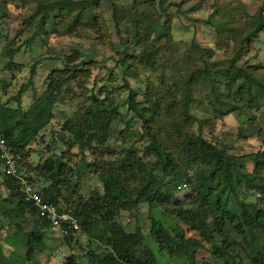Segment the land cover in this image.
Returning <instances> with one entry per match:
<instances>
[{
  "label": "rangeland",
  "instance_id": "rangeland-1",
  "mask_svg": "<svg viewBox=\"0 0 264 264\" xmlns=\"http://www.w3.org/2000/svg\"><path fill=\"white\" fill-rule=\"evenodd\" d=\"M47 1L0 0V104L18 106L13 97L31 76L30 70L34 64H38L37 71L34 74L33 85L24 93L25 108L46 90L52 69L64 68L67 57L75 58L72 59V63L76 64L89 55L94 62L83 64L79 68V71L89 68L90 77L87 81H84L85 77L82 76L78 80L66 83L65 88L70 91L60 96L59 102L52 109H48L42 103L39 120L33 122V125L38 127V136L30 143L28 154L21 160L24 174L34 176L30 168L43 162L48 156H59L63 161L71 158L73 163L80 162L81 154L78 147L69 149L65 142L66 138L63 139L62 125L74 116V112L82 109L85 103H89V95L85 90L87 86L94 88L97 95L103 88H107L110 98L119 105L122 113L111 126L109 145L113 151L111 154H104L103 158L114 160L122 150L128 148L141 157L149 141L145 135L142 136L141 119L137 117L132 119L134 114L128 110L130 89L127 83L140 95L149 81L157 85L163 83L166 87L178 84L174 93L175 98L181 100L183 96L180 86L192 74L194 81L190 111L198 121L190 126V130L197 134L201 133L220 150L234 156L237 163L245 166L250 172L255 170L257 161L264 166L263 158L258 155L264 150V89L240 76L235 68H231V60L239 51L236 67L247 68L264 84V30L251 37L246 46L239 50L240 40L250 34L258 18L264 19V0H166L164 6L167 7L169 15L165 16L156 13L155 6L158 5V0H73L74 6L70 12L72 16L80 15L83 21L75 30L67 29L66 22L75 19L72 17L66 18L61 29L55 30L49 25L47 30L42 29L40 33H36L35 30L38 29L36 22L31 24L29 29L26 28L29 16L35 12L39 4ZM51 1L66 0L49 2ZM86 9L88 11H85ZM115 12L119 21L114 19ZM92 16H97L96 23L88 21L92 20ZM140 21L153 29L151 36L144 37L143 45L149 44L148 51L159 48V53L154 69L140 64L141 71L136 75L132 70L121 66L117 59L124 49L122 35L132 36L136 32V24ZM162 30L165 31L163 38L158 35ZM17 47H20L19 51L11 56V50L16 51ZM76 49L81 51V55H74ZM140 50L137 47V51ZM10 62L12 66L9 67ZM207 69L212 72V77H215L219 92L227 98L222 99L223 102L217 101L212 94L210 81L205 74ZM229 69L230 78L225 75ZM228 79H233V82L227 88ZM232 101L239 104L237 109H234ZM164 118L172 120L173 117ZM16 119H19V116L12 121L13 124ZM3 127L0 121V133ZM162 134L167 135L165 129ZM1 138L3 137L0 135ZM53 138L57 143L55 151H52ZM168 143L171 144L172 141ZM87 159L92 163L96 162V156L92 152L87 153ZM146 161L153 163L152 159ZM3 168L0 159V240L7 256L12 246L3 238L9 230L15 229L10 226V218L5 217L3 211L10 206L6 200L16 203L17 198L10 197L4 181L6 178ZM93 168H85L80 175L70 176L72 180H69V183L78 184L77 191L82 198L101 195L104 192L99 175ZM188 172L192 174L193 170L190 169ZM254 176L255 190L246 192V200L259 202L264 209V194L256 190L261 179L264 181V170L256 172ZM128 184L133 188L140 185L134 178L130 179ZM182 186L174 191L172 197L171 195L167 197L165 204L159 206L154 215L174 234L183 230L189 237L201 238L197 230L184 224L173 214L176 207L196 206L195 199L198 193L190 185ZM67 192L72 196L71 189ZM221 196L225 208L236 211L238 204L233 194L222 188ZM61 205L69 206L64 201ZM149 214V204L142 203L133 211L123 210L117 220L126 231L134 232L140 229L145 234L146 243L156 253L160 264H185L183 257L171 255L161 249L151 237L148 228ZM23 228L29 231L31 225L24 223ZM218 240L223 248L230 243H243L242 235L235 229L234 224L230 223L218 233ZM45 241V249L37 253L34 260L26 261L25 264H66L70 256L77 257V264H90L86 252L91 246L95 248L99 246V242L90 238L86 231L80 230L73 236L72 242H69L51 227L47 231ZM205 244L207 248L197 254V264H231L215 257L210 244ZM103 249L105 247H98L97 250ZM18 252L25 255V250L18 249Z\"/></svg>",
  "mask_w": 264,
  "mask_h": 264
},
{
  "label": "trees",
  "instance_id": "trees-1",
  "mask_svg": "<svg viewBox=\"0 0 264 264\" xmlns=\"http://www.w3.org/2000/svg\"><path fill=\"white\" fill-rule=\"evenodd\" d=\"M49 1L37 6L35 12L29 16L26 28L29 29L31 24L36 22L38 27L35 30L36 33H40L42 29L47 30L49 25L55 30L61 29L67 17L75 18L66 22L69 31L83 24L80 15L72 16L70 12L74 6L73 0ZM164 1L166 0H158L159 3L155 6L156 13L160 16L169 15ZM91 18L92 20L88 21L96 23L97 16ZM114 19L119 21L116 12ZM117 25L119 26V22ZM117 28L121 32V29ZM135 29L136 32L132 36L122 35L124 49L117 62L138 75L141 71L140 64L150 69L156 67L159 48L148 51L149 44L143 45L144 37L152 35L151 27L145 26L140 21ZM262 30H264V19L260 17L250 34L240 40L239 50L246 46V42L250 41L251 37L257 36ZM158 35L163 38L165 31L162 30ZM31 41L32 38L30 43ZM137 47L141 49L139 52ZM19 49L20 47H17L16 51L11 50V56ZM239 53L238 51L231 60V68H235L240 76L264 89L262 81L247 68L236 67ZM74 55H81V51L76 49ZM72 59L75 60L73 57ZM72 59L67 57L64 68L52 69L46 90L28 108L23 107V97L34 83L38 64L32 65L31 76L13 97L18 106L0 104V121L4 126L0 135L6 140L8 148L15 153L19 172L18 176L8 175L3 168L6 178L4 181L10 197L17 198V202L5 201L10 206L4 209L3 215L10 218L9 224L15 230H9L3 238L12 246L7 256L0 240V264H25L26 261L34 260L37 253L45 249V237L51 227L50 222L40 216L35 205L24 200L20 190V178L40 188L45 201L59 207L63 206L61 205L63 201L68 203L69 206L66 207L70 208L78 219L77 233L80 230L86 231L90 238L99 242L98 247H105L102 251L94 246L89 248L86 256L90 264H160L156 253L146 243L145 234L140 229L128 232L117 220L123 210L133 211L142 203H148L150 207L148 228L151 237L161 249L168 251L171 255L183 257L185 264H197V254L207 248L205 243L210 244L211 252L215 257L227 263L264 264V209L259 202L246 200V192L255 190L253 186L255 173L263 171L264 166L257 161L255 170L250 172L245 166L237 163L234 156L220 150L201 133L197 134L190 130V126L198 121V118L190 111L194 74L186 78L180 86L183 96L181 100H177L174 93L178 84L166 87L163 83L157 85L149 81L140 95L127 83L130 89L128 110L134 114L132 119L135 117L141 119L142 136L145 135L149 141L141 157L128 148L122 150L114 160L103 158L113 151L109 145L111 126L116 117L122 113L119 105L110 98L107 88H103L97 95L94 93V88L87 86L85 90L89 95V103H85L82 109L74 112V116L62 125L63 139L66 138L65 142L69 149L78 147L81 154L80 162L73 163L71 158L63 161L62 157L48 156L43 162L31 166L30 170L34 176L23 173L21 160L28 154L27 149L30 143L38 136V127L34 126L33 122L39 120L42 103L48 109H52L59 102L60 96L70 91L65 88L66 83L78 80L82 76L85 77L84 81H87L90 77L88 67L82 71H79V68L83 64L93 63V58L87 55L86 59L76 64L72 63ZM8 66H12L11 62ZM205 74L210 81L209 87L214 98L221 102H223L222 99H227L219 92V85L217 81L215 83L216 79L212 77V72L207 69ZM229 74L230 69L225 73L226 77L230 78ZM227 81L228 88L233 79ZM249 101L251 103L252 98ZM165 103L168 104L165 105ZM232 103L234 109H237L239 104L234 101ZM224 104L227 103L224 102ZM16 116H19V119H16L13 124L12 121ZM165 116L173 118L166 120ZM164 129L166 136L162 134ZM167 140L172 143L169 144ZM52 142H54L52 151H55L57 143L54 138ZM88 152L96 156V162L88 161ZM258 155L264 160V150ZM147 159H152L153 163H148ZM92 167H94L93 171L99 175L104 192L101 195L82 198L77 191L78 184L69 183V180H72L70 176L80 175L83 169ZM190 169L193 170L192 174L188 172ZM133 178L139 181V187L133 188L128 184ZM183 184L190 185L198 193L195 199L196 206L176 207L173 214L181 222L197 230L201 238L189 237L183 230L174 234L154 215L155 210L165 204L167 197L170 195L172 197L174 191L183 187ZM222 188L230 191L237 199L236 211L225 208L221 196ZM70 189L73 192L72 196L67 192ZM256 190L264 194L262 179ZM75 196L76 199H74ZM12 203H14L13 206ZM24 223L30 224L31 230L23 228ZM229 223L234 224L235 229L242 235L243 243H230L223 248L219 244L218 233H221ZM65 238L72 242L73 235L70 234ZM18 249L25 250V255L19 253ZM76 259L77 257L70 256L66 264H77Z\"/></svg>",
  "mask_w": 264,
  "mask_h": 264
},
{
  "label": "built area",
  "instance_id": "built-area-1",
  "mask_svg": "<svg viewBox=\"0 0 264 264\" xmlns=\"http://www.w3.org/2000/svg\"><path fill=\"white\" fill-rule=\"evenodd\" d=\"M0 159L6 174L18 176L17 157L11 151L4 138L0 139ZM20 190L26 202L33 203L38 209L42 218L50 222L51 229L60 233L62 237L76 235L79 230L78 219L73 215L72 210L66 206H58L43 199L40 188L20 178Z\"/></svg>",
  "mask_w": 264,
  "mask_h": 264
}]
</instances>
